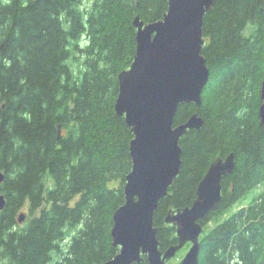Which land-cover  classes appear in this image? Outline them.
I'll list each match as a JSON object with an SVG mask.
<instances>
[{"label":"trees","instance_id":"16d2710c","mask_svg":"<svg viewBox=\"0 0 264 264\" xmlns=\"http://www.w3.org/2000/svg\"><path fill=\"white\" fill-rule=\"evenodd\" d=\"M166 10V0H0V264H102L117 253L112 214L124 202L133 137L114 110L117 75L133 59L134 17L148 23ZM202 29V103L180 105L174 124L194 112L204 123L180 138V173L154 214L159 248L177 243L166 213L191 205L211 161L233 151L219 206L202 221L199 264H261L264 0H215ZM25 202L41 210L19 225Z\"/></svg>","mask_w":264,"mask_h":264},{"label":"water","instance_id":"95a60500","mask_svg":"<svg viewBox=\"0 0 264 264\" xmlns=\"http://www.w3.org/2000/svg\"><path fill=\"white\" fill-rule=\"evenodd\" d=\"M166 1L167 10L162 18L145 23L138 15L134 17L133 59L117 75L114 110L124 118L133 135L129 142L132 167L125 177L124 202L112 214L110 236L118 251L102 264L139 263L142 255L148 264H165L186 243L191 246L178 264H199L202 221L217 210L222 198L221 181L236 166L233 151L211 161L191 205L166 213L164 222L175 226L177 243L162 251L154 214L180 173V138L204 123L196 112L183 123L174 124V120L180 105L202 103V91L210 73L202 54L203 17L215 3V0ZM260 99L258 115L264 123V79ZM4 178L0 170V183ZM5 202L0 194V210ZM25 217V213H19L17 222Z\"/></svg>","mask_w":264,"mask_h":264},{"label":"rangeland","instance_id":"374dc122","mask_svg":"<svg viewBox=\"0 0 264 264\" xmlns=\"http://www.w3.org/2000/svg\"><path fill=\"white\" fill-rule=\"evenodd\" d=\"M262 189V186H258L257 188L251 189L249 190L247 193H245L244 195H242L229 209V213L236 210L238 207L243 206L245 204H247L255 194H257L260 190ZM35 214H38V211L34 212ZM32 216V215H30ZM29 217V216H28ZM26 220H24L22 223H24ZM208 227H205V232L208 230ZM204 233V231H203ZM187 246L182 249L181 251H179L176 256H174L173 258H171L170 260H168L165 264H177L179 262V260L182 258V256L184 255L185 251L187 250Z\"/></svg>","mask_w":264,"mask_h":264},{"label":"flooded vegetation","instance_id":"af4514ba","mask_svg":"<svg viewBox=\"0 0 264 264\" xmlns=\"http://www.w3.org/2000/svg\"><path fill=\"white\" fill-rule=\"evenodd\" d=\"M40 210H41V208L39 207V208H37V209H35V210H31V208H30V202H25V204L23 205V206H21L19 209H18V211H17V214L19 213V212H24L25 214H26V218H25V220H27V219H29L31 216V211L33 212V214L32 215H36L34 212H36V211H38V214H39V212H40ZM29 216V217H28ZM19 225H21V224H23V223H18Z\"/></svg>","mask_w":264,"mask_h":264}]
</instances>
